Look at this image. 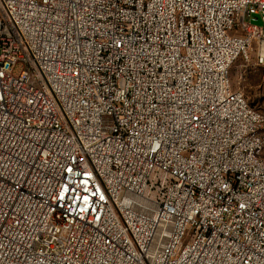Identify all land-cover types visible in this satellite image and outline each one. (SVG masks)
I'll return each mask as SVG.
<instances>
[{"label":"built area","instance_id":"1","mask_svg":"<svg viewBox=\"0 0 264 264\" xmlns=\"http://www.w3.org/2000/svg\"><path fill=\"white\" fill-rule=\"evenodd\" d=\"M239 57L264 0H0V264H264Z\"/></svg>","mask_w":264,"mask_h":264},{"label":"rangeland","instance_id":"2","mask_svg":"<svg viewBox=\"0 0 264 264\" xmlns=\"http://www.w3.org/2000/svg\"><path fill=\"white\" fill-rule=\"evenodd\" d=\"M21 66L15 68L18 74ZM233 89L244 93L249 103L264 115V66L239 57L230 71Z\"/></svg>","mask_w":264,"mask_h":264},{"label":"water","instance_id":"3","mask_svg":"<svg viewBox=\"0 0 264 264\" xmlns=\"http://www.w3.org/2000/svg\"><path fill=\"white\" fill-rule=\"evenodd\" d=\"M257 23H258L259 25H262V24H263V22H262L260 19L257 21Z\"/></svg>","mask_w":264,"mask_h":264}]
</instances>
